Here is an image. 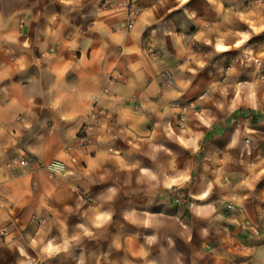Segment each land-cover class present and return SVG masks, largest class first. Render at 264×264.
I'll return each instance as SVG.
<instances>
[{
    "label": "crops",
    "instance_id": "1",
    "mask_svg": "<svg viewBox=\"0 0 264 264\" xmlns=\"http://www.w3.org/2000/svg\"><path fill=\"white\" fill-rule=\"evenodd\" d=\"M125 1L0 0V264H264V0H132L130 28ZM102 77L118 107L91 102L102 124L74 99L52 109ZM171 102L196 106L181 122ZM66 133L75 175L62 179L38 164L63 161ZM15 155L30 164L13 171Z\"/></svg>",
    "mask_w": 264,
    "mask_h": 264
},
{
    "label": "clouds",
    "instance_id": "2",
    "mask_svg": "<svg viewBox=\"0 0 264 264\" xmlns=\"http://www.w3.org/2000/svg\"><path fill=\"white\" fill-rule=\"evenodd\" d=\"M61 3L63 4H78V5H82L83 4V0H60ZM163 2V0H162ZM185 2H187V0H185ZM261 11H264V4H260L259 7L256 10V15H259V13ZM232 16H239L241 15V12L237 11V12H233L231 13ZM137 13L135 10H133L132 12V17H136ZM135 23V20L133 19V24ZM123 29V24H120L117 27V31H121ZM131 34V33H130ZM13 43H17L16 41H13ZM25 47H27V42H25ZM10 51H12L10 49ZM133 71H135L133 69ZM6 77L3 75H0V82H2ZM190 83V82H189ZM12 87V85H6L4 87H0V93H2L5 97V99H9L10 98V88ZM184 87H187V84L184 85ZM104 88V91L101 92L100 89ZM116 89L115 87L112 85V83L110 81L107 80L106 77H102L99 80H93L91 82V86H90V90L87 94H81L80 92H78L76 89H73L72 92L70 94H66L65 98H64V103H58V102H53L51 104L52 109L57 113V114H61L63 111H65V106L70 102L73 101L74 99V103L72 104L73 107V112L75 115H83L84 118H87L88 114L93 113L95 111V109L92 108L91 106V102L92 101H98V106L104 107V108H110L113 112L118 111V107H117V98L113 96V92H115ZM179 95V93L177 94ZM33 100V97L31 95L26 97V102L28 104H31ZM83 105V107H80V105ZM17 105V101L15 99H11V103H10V107H15ZM60 118L62 120H69L70 118L68 116H64L61 115ZM93 122H95L97 125L102 124L103 122L101 121H96L95 116L92 117ZM117 123H120V121L118 120ZM23 127H26L28 129L32 128V124L31 122H27L24 125H22ZM104 127H108L107 124H104ZM103 127H98L96 129L97 131V136L96 138L98 140H102L103 137ZM112 129L109 128V131H111ZM4 132V128L0 127V135H2ZM66 137V143L63 145L61 152H60V157L59 159H62L64 161L65 165H68L71 163V156L69 155L70 153H72L74 151L72 144L74 142V136L71 133H66L65 134ZM30 151H34L33 149H29ZM37 155H39V153H36ZM0 155H2V153H0ZM3 170L0 169V172H2ZM49 171H54L56 172V175L62 179H66L70 176L75 175V170L73 171H67L65 169V167H61L59 168V170H57L56 168H51L49 169ZM3 176H0V179H3ZM115 191V190H113ZM29 239H31L29 237ZM33 244H35V241L32 242Z\"/></svg>",
    "mask_w": 264,
    "mask_h": 264
},
{
    "label": "built area",
    "instance_id": "3",
    "mask_svg": "<svg viewBox=\"0 0 264 264\" xmlns=\"http://www.w3.org/2000/svg\"><path fill=\"white\" fill-rule=\"evenodd\" d=\"M124 5L127 7V10H128V15H127V18L125 20V26L127 28H130V27H132L134 25L133 24V19L136 22V19H137L138 15L141 12V8L139 7V5H137L132 0L125 1ZM133 10H135L136 13H137L136 17H132ZM54 51H55L54 48H50L47 51L42 52L41 55L42 56H46L47 54L52 53ZM256 63L258 65H260V61L259 60H257ZM161 76H162V79H163L164 83L172 84L175 81L174 75H173V73L170 70L162 71ZM169 106L172 107V108H175V109H179V112H180V117L179 118H180L181 122H183L185 120L188 112L190 110H193L196 105H195L194 102H191V103H188V104H182V105L179 104V103H176V102H171L169 104ZM93 109H95V107ZM103 113H104L103 110L95 109V111L93 113H91L90 116H98V115H102ZM91 127H92V125L90 123H85L82 126V128L80 130V136H81V138L83 140L86 139L87 133L91 129ZM30 161H31V159H30L29 156L15 155V156H12L9 159V161L7 162V167L12 169L13 171H19L20 169L28 166L30 164ZM38 167L41 168V169L47 170L51 176H54L56 174V172H54V171H49V169H51V168H56L57 170H59V168L65 167V169H66V165L64 164V162L60 161V160H53V161H51L49 163L38 164ZM184 200H185V197L183 195H177L174 198V201L176 203L183 202ZM223 205H224L225 210L227 212H235V211L238 210V208H237L236 204L234 203V201H226V202L223 203ZM40 223L43 224L44 220H41ZM243 227H244V229H246L249 232H251L253 234H256V235H258L261 232V227L259 226V224H257L256 222H253L250 219L244 220ZM6 233H7V227L0 228V236L1 237L5 236Z\"/></svg>",
    "mask_w": 264,
    "mask_h": 264
},
{
    "label": "rangeland",
    "instance_id": "4",
    "mask_svg": "<svg viewBox=\"0 0 264 264\" xmlns=\"http://www.w3.org/2000/svg\"><path fill=\"white\" fill-rule=\"evenodd\" d=\"M261 46H264V45H261ZM259 61H260V65H258L256 62H254V65L256 67L260 68V69L264 68L263 61L261 59H259ZM261 72L263 73L264 71H261ZM233 95L235 96V94L230 92L228 96H229V98H231ZM245 96H250L247 93V91H244V97ZM260 98H261L262 101L264 100V96L262 94L260 95ZM245 109H247V108L243 109V108H237V107L236 108L235 107H228V108H222L221 110L220 109H217V110H219L221 113H224L226 116H232V115L241 114L242 111L245 110Z\"/></svg>",
    "mask_w": 264,
    "mask_h": 264
}]
</instances>
